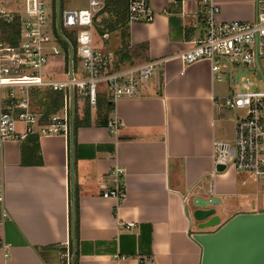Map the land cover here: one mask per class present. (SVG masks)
I'll use <instances>...</instances> for the list:
<instances>
[{
    "label": "crops",
    "instance_id": "1",
    "mask_svg": "<svg viewBox=\"0 0 264 264\" xmlns=\"http://www.w3.org/2000/svg\"><path fill=\"white\" fill-rule=\"evenodd\" d=\"M217 2L219 21L254 18L253 0ZM149 4L151 23L127 25L126 57L119 32L100 39L114 72L166 60L157 78L112 105L108 121L119 122L114 134L94 125L92 113L90 126L76 128L69 138L29 134L37 136L41 165H21V147L32 146L28 135L2 143L0 242L6 248L0 247V264H60L74 221L76 264H111L115 257L117 264H139L142 257L151 258L145 264H200L201 247L192 236L216 228L194 230L186 216L192 198L220 200V225L237 214L264 212L239 200L248 172L217 171L214 164L213 144L233 140L240 113L218 106L228 94H216L209 62L183 65L178 58L202 34L197 0ZM112 34L117 39L109 44ZM22 129L16 124L18 136ZM116 169L122 170L123 202L102 198L117 186L110 174Z\"/></svg>",
    "mask_w": 264,
    "mask_h": 264
},
{
    "label": "built area",
    "instance_id": "2",
    "mask_svg": "<svg viewBox=\"0 0 264 264\" xmlns=\"http://www.w3.org/2000/svg\"><path fill=\"white\" fill-rule=\"evenodd\" d=\"M13 0H0V90H8V97L0 101V147L8 140L24 139L29 134L38 136L62 135L71 137L74 127V98H84L90 108L97 103L99 85H104L106 102L113 105L121 98H133L141 83L158 77L166 60L145 62L124 71H111L110 55L93 46L94 17L105 7V0H86L84 8L61 9L60 0H20V8ZM199 18L203 26L200 39L178 56L183 65L207 61L213 82L221 83L228 75L230 93L219 100L218 106L241 113L235 124L233 143L215 142L214 164L232 168L236 172H250L264 181V0H253L254 18L250 21L223 22L218 20L217 0H197ZM19 7V6H17ZM154 12L149 0L127 1V25L149 24ZM109 33L99 35L102 41ZM61 56L64 61L60 79L55 71L46 72L50 59ZM254 71L261 86L248 78H241L231 87L237 71ZM57 71V70H56ZM223 71V72H222ZM239 88V89H236ZM46 89L63 94L62 112L52 115L46 126L38 124L41 114L28 110V100L14 97L18 92ZM23 126L22 135L16 124ZM117 120H109L106 128L114 134ZM117 186L102 193L104 199L123 202L122 170H113ZM108 182V181H107ZM2 193L0 191V200ZM132 224H126V228ZM75 239L73 232L63 244L60 264H74ZM0 247L5 245L0 242ZM7 255L4 254L3 257ZM115 257L111 264H117ZM151 262L142 257L139 264Z\"/></svg>",
    "mask_w": 264,
    "mask_h": 264
},
{
    "label": "water",
    "instance_id": "3",
    "mask_svg": "<svg viewBox=\"0 0 264 264\" xmlns=\"http://www.w3.org/2000/svg\"><path fill=\"white\" fill-rule=\"evenodd\" d=\"M217 171L223 166L216 165ZM220 200L194 197L186 207V216L195 231L192 238L201 247L200 264H264V212L237 214L220 225L216 208Z\"/></svg>",
    "mask_w": 264,
    "mask_h": 264
},
{
    "label": "trees",
    "instance_id": "4",
    "mask_svg": "<svg viewBox=\"0 0 264 264\" xmlns=\"http://www.w3.org/2000/svg\"><path fill=\"white\" fill-rule=\"evenodd\" d=\"M127 1L128 0H105L104 9L93 19L94 30L98 35H102L103 33L119 32L122 43L121 52H123L125 57V54L127 53L126 48L128 46ZM35 90H37V93L35 94H41L40 98L38 99L41 108V112H39L41 117L39 118L38 124L41 126H46L50 120V117L60 108H62L63 94L46 89H32V91ZM95 107L96 116L94 125L106 126L112 105L106 102L104 94L97 95V103ZM89 118L90 111L88 106H86L83 111V116L81 118L76 116V119L74 120L73 133L78 127L90 126ZM27 139L30 140L32 146L26 147L23 145L21 147V165H41L37 136L28 135ZM26 154L34 159H31L30 161V159H27ZM72 232L76 241L77 226L75 221L72 227ZM74 264H76L75 261Z\"/></svg>",
    "mask_w": 264,
    "mask_h": 264
},
{
    "label": "rangeland",
    "instance_id": "5",
    "mask_svg": "<svg viewBox=\"0 0 264 264\" xmlns=\"http://www.w3.org/2000/svg\"><path fill=\"white\" fill-rule=\"evenodd\" d=\"M13 4L12 6L16 7L17 9L20 8V0H13ZM49 2V0H44V3L47 5ZM19 6V7H17ZM86 6V0H60V8L61 9H74V8H84ZM97 34V32H95ZM115 33V32H113ZM93 34V46L94 48L98 49L100 52H103V44L102 41L100 40V38L98 37V35ZM116 36L115 34H112L111 39L109 41V44L111 42H115L116 41ZM53 59V58H52ZM49 61L48 65H46L45 70L46 72H51V71H55V78L56 79H60L61 77L57 75V72H61V67L64 63V61L62 60L61 56L56 57V59H54V64L51 65ZM261 66V70L264 73V64H260ZM57 70V71H56ZM248 78L250 81H253L255 84V88L253 90L257 91L258 88L261 86V82L258 79L257 74L254 71H237L233 74V83L231 84V87L233 85H235L236 83H238L240 81L241 78ZM225 81H228V76H225ZM224 80L221 83H215V89H216V94H228V86L227 83ZM227 86V87H226ZM239 89V88H236ZM2 95L6 98L8 97V90L6 89H2ZM43 91V90H42ZM98 91H101L103 94L105 91L104 85H99L98 86ZM13 95L14 97L21 99V98H26L28 101V110L30 112H32L33 114H38L39 112H41V108L38 102V99L40 98L41 94H35L37 93V90L32 91V90H28V91H23V92H18L17 90H13ZM105 95V94H104ZM223 97V96H222ZM88 106L90 113H92L93 115L96 116V107L94 109L90 108L88 102L82 98V97H75L74 98V109H73V115H74V120L76 119V116H80L82 117L83 115V111L85 109V107ZM62 109L60 108L55 114L60 113ZM233 113H237L236 111ZM40 114V113H39ZM53 114V115H55ZM241 115V113L239 114ZM79 117V118H80ZM240 117V116H239ZM19 124V123H17ZM233 140H225L222 139V142L224 143H229L230 145H232ZM244 175H242V180H245V185L244 186H240L239 189L240 191L245 194L243 197L239 199L241 202L247 204L248 206H252L254 207V205H258L257 207H261L264 210V181H262L261 179H259L258 177H256L253 173H243ZM241 180V181H242ZM253 194H255L257 197L254 198Z\"/></svg>",
    "mask_w": 264,
    "mask_h": 264
}]
</instances>
